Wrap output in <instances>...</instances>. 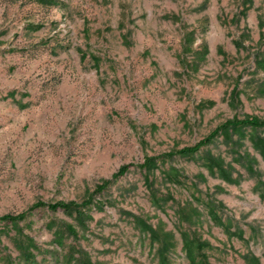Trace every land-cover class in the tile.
Returning <instances> with one entry per match:
<instances>
[{
  "label": "rangeland",
  "instance_id": "374dc122",
  "mask_svg": "<svg viewBox=\"0 0 264 264\" xmlns=\"http://www.w3.org/2000/svg\"><path fill=\"white\" fill-rule=\"evenodd\" d=\"M48 1L0 0V216L81 202L128 171L83 222L48 209L0 222V264L80 250L93 264H264V129L140 167L264 120V0Z\"/></svg>",
  "mask_w": 264,
  "mask_h": 264
},
{
  "label": "trees",
  "instance_id": "16d2710c",
  "mask_svg": "<svg viewBox=\"0 0 264 264\" xmlns=\"http://www.w3.org/2000/svg\"><path fill=\"white\" fill-rule=\"evenodd\" d=\"M38 1H40L41 3L49 2L48 0H38ZM168 18L173 19L176 17L170 16ZM83 57L85 58V56ZM91 58L94 64L99 63L98 59L94 58L93 56ZM242 127H252L255 129H264V120H260L257 118H247L243 120L233 119L231 121H227L220 127L216 128L208 138L199 141L194 146L186 147L178 151L170 152L162 157L145 158L144 163L140 167L146 170V172H151L152 169L157 168V163L162 158L170 159V158H173L174 156H189V157L195 156L196 154L199 153V151L202 148L208 146L213 141V139L220 134L221 131L226 130V129H238ZM127 171H128V167L126 166L120 167L118 171L111 176L110 179L102 181V183L95 188L94 193L90 197H88V199H85L81 202L59 201L55 203H45V202L39 201L33 204L29 208V210L26 212H22L17 215L7 214L4 216H0V222H8V223L13 224V223L25 221L29 213L36 209H48L49 211H52V212H55L58 210L63 211V212H72L73 214H75L78 220L82 222L85 220H88L91 218V215L89 213V209L91 208V206H93V204L95 205V207L100 205V203L94 201V197L97 195H101L116 179L126 174ZM138 224H140L143 230H146L150 234V237L152 238V240L158 241L164 250L166 251L168 250V247L170 246V244H168V240L159 239L157 229H153L151 226L147 225L145 222L142 223L138 221ZM68 231L73 236L77 235L73 227H69ZM182 238L184 239V242H185V239H188L186 235H182ZM29 249L30 247H29L28 241L26 242L24 240H20L18 242L19 253L22 254L25 260H31V256L33 255L32 251ZM186 250L190 251L189 243L187 241H186ZM68 258H69L68 262H70L71 264H93L91 260L88 258L87 254L83 250L76 251V252L74 251L68 252L66 254V259Z\"/></svg>",
  "mask_w": 264,
  "mask_h": 264
}]
</instances>
